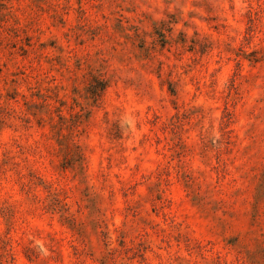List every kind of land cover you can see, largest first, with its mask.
Masks as SVG:
<instances>
[{
  "label": "rangeland",
  "instance_id": "obj_1",
  "mask_svg": "<svg viewBox=\"0 0 264 264\" xmlns=\"http://www.w3.org/2000/svg\"><path fill=\"white\" fill-rule=\"evenodd\" d=\"M0 264H264V0H0Z\"/></svg>",
  "mask_w": 264,
  "mask_h": 264
}]
</instances>
